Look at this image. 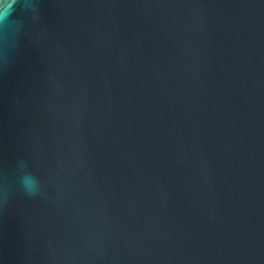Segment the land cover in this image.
Here are the masks:
<instances>
[{"label":"water","instance_id":"95a60500","mask_svg":"<svg viewBox=\"0 0 264 264\" xmlns=\"http://www.w3.org/2000/svg\"><path fill=\"white\" fill-rule=\"evenodd\" d=\"M0 264H264V0H0Z\"/></svg>","mask_w":264,"mask_h":264}]
</instances>
